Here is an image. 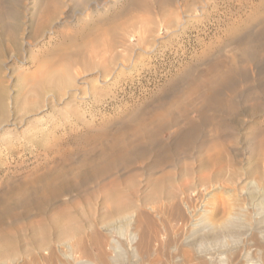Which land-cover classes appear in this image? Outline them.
<instances>
[{"label": "rangeland", "instance_id": "1", "mask_svg": "<svg viewBox=\"0 0 264 264\" xmlns=\"http://www.w3.org/2000/svg\"><path fill=\"white\" fill-rule=\"evenodd\" d=\"M84 1L0 0V264H14L7 258L15 253L17 264H37L32 248L40 236L55 240L59 205L71 199L78 201L79 193L95 187L93 181L80 187L66 178L77 159L99 151L103 133L143 109L156 108L180 90L193 72L230 58L233 36L243 38L264 25V0H118L106 11L96 9L100 0H89L90 4ZM82 6L90 19L82 16ZM54 72L67 82L62 88L66 94L46 86L56 76ZM239 73L237 90L222 92L226 105L223 102L217 109H206L214 122L210 120L201 128L195 139L199 137L202 143L195 140V150L189 152L192 156L182 162L197 169L200 175L196 172L195 177L214 180L219 176L222 196L232 181L264 175V57L243 63ZM52 92L59 94L53 93L57 98L49 96ZM83 93L88 98L79 99ZM71 95H76L74 102ZM76 101L79 108L74 105ZM191 110L189 118L199 122L198 112ZM174 137L165 131L157 141L170 144ZM70 159L75 161L68 165ZM157 170L155 176L160 174L159 169L153 171ZM64 179L69 181L59 187ZM44 183L50 187L45 188L47 191ZM90 201L101 205V194H94Z\"/></svg>", "mask_w": 264, "mask_h": 264}, {"label": "bare ground", "instance_id": "2", "mask_svg": "<svg viewBox=\"0 0 264 264\" xmlns=\"http://www.w3.org/2000/svg\"><path fill=\"white\" fill-rule=\"evenodd\" d=\"M117 1L100 0L96 2V9L106 11L109 4L114 5ZM82 8L84 9L82 12L80 10L82 16L90 19L91 15L83 6ZM127 14L130 13L127 12ZM261 26L263 27L259 31L249 32L250 34L244 35L243 38L240 36V39H237L238 34L236 38L233 36L235 40L231 39L233 53L230 58L227 56L226 60L221 59L209 63L204 70L197 69L198 71L190 72L192 74L188 78L185 76L187 78L183 82L185 85L182 83L184 86L180 85L182 86L180 90L174 88L176 93H171L172 95L166 97L165 100H163L165 96L162 97L163 101L157 106L154 103L153 106L156 108L151 107L149 111L143 109L140 112L137 110L139 113H136L132 119L124 123L122 121L121 124L119 122L120 125L117 124L118 126L115 125L114 129L103 133V141L99 143V151L95 155L82 157L76 161L73 159L77 165L68 169L70 172L69 176L66 175L67 178L63 177V174L61 177L78 183L80 187H84L90 181L95 182L96 185L84 193L78 192L79 197L76 198L79 199L78 201L71 199L65 202L62 200L63 203L59 205L58 210L56 208L57 217L55 219H58V225L56 224L55 240L40 236L36 246L32 248V259L38 260L37 264H264V175L256 178L249 176L247 181H245L247 178L238 182L232 181V187L227 189L228 191L224 190L225 196L227 195L225 198L220 195L222 185L219 176L216 178L215 175V178L219 180H212V177H197L198 175L196 178L194 174L197 169L182 163L184 159L190 158L191 153L189 152L195 140L199 141V137L195 139L198 132L211 120L205 113L206 109L208 110L209 107L217 109L223 104L222 92L236 87L240 78H238L239 67L243 63H251L258 57H264V25L261 23ZM258 28H260L259 22ZM246 32L247 30L244 33ZM225 49L227 51L228 48L225 47ZM255 71L256 69L250 72ZM53 75L56 76L48 80L46 86H50L51 90L53 88L52 91H60L59 94L62 92L61 95H63L62 88L65 87L66 81L55 72ZM67 81L70 80L67 79ZM100 82L105 83L106 81L100 80ZM53 93L55 92L49 96L54 97L58 92L55 95ZM75 97L76 95L73 97L71 95L73 102ZM86 98H88L86 93L79 97V99ZM196 103L200 106L199 109L195 107ZM54 104H56L55 100ZM74 105L80 107L77 101ZM191 109L198 112L199 122H193L189 118ZM55 110L60 111L57 108ZM212 120L210 123L213 124ZM165 131L174 134L175 137L170 144L164 145L157 139ZM224 141L227 140L224 139ZM73 160L70 159L68 165ZM145 160L149 162L144 164ZM138 163L144 165L135 167ZM60 167H58L59 170H61ZM75 168L76 171H74ZM155 169L160 171L157 176L154 175L158 172V170L153 171ZM64 170L67 171V168L65 167ZM138 170L140 173L137 172ZM55 172L53 177H55ZM212 174L209 173V175ZM139 176H143V179H138ZM205 176L208 175L205 174ZM58 178L56 176L58 181L55 180L56 183H59ZM49 180V184H52L51 179ZM69 180L60 181L61 186H58L63 187ZM179 181L182 182L176 186L174 183ZM244 181L245 184L242 185ZM45 186L47 184L44 185V190L50 188ZM96 193L101 194L102 200V203L101 201L99 203L101 205L98 206L93 205L94 201L91 203L92 198L90 201V197ZM46 195L44 194L45 197ZM162 200H165V203L161 204ZM160 233L164 237H161ZM16 256L15 253L7 259L17 264Z\"/></svg>", "mask_w": 264, "mask_h": 264}]
</instances>
